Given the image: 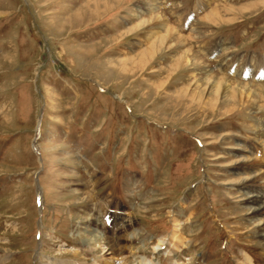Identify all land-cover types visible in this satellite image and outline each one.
I'll return each mask as SVG.
<instances>
[{
  "label": "rangeland",
  "instance_id": "rangeland-1",
  "mask_svg": "<svg viewBox=\"0 0 264 264\" xmlns=\"http://www.w3.org/2000/svg\"><path fill=\"white\" fill-rule=\"evenodd\" d=\"M262 174L264 0H0V264L84 263L97 216L158 264H264Z\"/></svg>",
  "mask_w": 264,
  "mask_h": 264
},
{
  "label": "bare ground",
  "instance_id": "bare-ground-1",
  "mask_svg": "<svg viewBox=\"0 0 264 264\" xmlns=\"http://www.w3.org/2000/svg\"><path fill=\"white\" fill-rule=\"evenodd\" d=\"M216 8H217L216 6L213 7L208 13H206L203 16V18H206V17L209 18L211 16V13H213V14L219 13V10H216ZM147 20L151 21L150 24L147 23L148 25H152V24H156V23L157 24L159 23V25H160V21H159L160 19H156V18H154V16L150 17V19L146 18V20L144 19L140 23H144ZM140 23L138 25H140ZM174 33L175 32L172 31V28L167 26L164 33H162V35L160 37H158V39L156 38L155 41L148 48H146L145 50H142L139 53L137 63L144 65L146 60H149L150 58H152L154 56V54H156L157 51H159V49H160L161 45L164 43V41H167V40L173 38ZM177 37H175V39ZM186 54L184 52L183 55H186ZM180 58L181 57H179L177 60H175L173 62V64H171V65L175 66L176 64H179L181 62ZM214 77H217V76H214ZM218 79L227 80L228 78H225L223 76H218ZM214 81H216V80H214ZM236 82H237V80H236ZM239 82L240 81H238L237 83L243 84L246 86L248 85L245 82L244 83L243 82L239 83ZM258 86H260V85H258ZM235 92H236V89H235ZM259 174H260V172H259ZM262 175H264V174H262ZM86 197H87L86 199L89 198L90 201H92L94 199V198H92V196H89V195ZM93 206H96V204L92 203V207ZM263 207H264V203L261 202L260 204H256V206L253 207L254 208L253 210L255 212H259L260 209ZM187 216H189V215H187ZM86 219H88V218H86ZM92 221H93L92 227H89L91 225V223H90L84 229H80V228L75 229L77 232V235L80 236L81 245L83 246L84 249L87 250V254H88L87 259L84 260V263H81V264H110L111 259H113L114 256H117L118 258L121 256V260H122L123 264H158L154 257L149 258L146 255H144L145 254V246L144 245H141V244L132 245V243H131L132 240L129 239L130 237L128 238V233H129L130 229L133 228V223L130 222V220L125 221L122 219L121 221L116 222L117 225H119V226H117V228L110 233H108L109 232L108 229H107V231L106 230L103 231L102 230L103 228L100 230L97 229V227L99 228V226H104L103 220H101L100 216H97L96 218L92 219ZM171 221H172L173 230H172L171 235L169 236V241L172 240L173 244H181L182 242L180 240L178 229H179V226H181L182 222L180 221V219L175 218V217H172ZM133 231H136V228H133V230H131V233H133ZM165 241L166 240L164 238H161V239H159L158 243H156L159 247L157 249H155V248L153 249V251L155 250L154 251L155 255L158 253L159 250H161V247H162L161 244L164 243ZM1 252H2V257H3L4 254L6 253V250L2 249ZM74 255H76L78 257H82L81 252L78 253L77 251H75ZM80 259H83V258H80ZM51 264H56L55 260L51 259ZM58 264H66V263L59 262Z\"/></svg>",
  "mask_w": 264,
  "mask_h": 264
}]
</instances>
